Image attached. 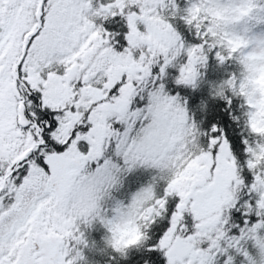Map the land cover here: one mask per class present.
I'll use <instances>...</instances> for the list:
<instances>
[{
    "label": "snow or ice",
    "instance_id": "1",
    "mask_svg": "<svg viewBox=\"0 0 264 264\" xmlns=\"http://www.w3.org/2000/svg\"><path fill=\"white\" fill-rule=\"evenodd\" d=\"M246 3L0 0V264H264V155L252 151L264 142L252 127L264 110V33L241 37L226 22L248 42L229 54L198 23ZM240 61L247 72L234 70ZM178 152L181 170L201 165L187 196L175 179L139 177L141 161ZM88 172L125 193L100 220L106 248L72 211ZM147 194L141 235L124 243Z\"/></svg>",
    "mask_w": 264,
    "mask_h": 264
},
{
    "label": "trees",
    "instance_id": "2",
    "mask_svg": "<svg viewBox=\"0 0 264 264\" xmlns=\"http://www.w3.org/2000/svg\"><path fill=\"white\" fill-rule=\"evenodd\" d=\"M260 7H264V5L260 4L258 0H247L244 9L235 17L230 15V10L228 8H215V10L209 12L207 16H201L198 23L203 24L204 20L207 19L209 21V30L212 31V35L217 38L216 42H223L225 48H230L231 52L229 54L236 52L238 55V49L242 45L247 47L248 42L246 39L233 41L227 35L229 29L225 27V23H232L233 28L231 30L239 33L241 37L258 36L264 33V15L254 12L253 10ZM193 18L196 17L194 16ZM157 19H159V17ZM233 67L234 66L229 65V70H233ZM249 68L250 65L248 63L240 61V64L236 66L234 70L237 72H247ZM257 82L262 88H264V75H261ZM259 115L261 118L260 121L254 123L252 127L256 133L264 135V110H261ZM140 136L141 133L138 132L137 137L140 138ZM190 143L191 141L185 140L180 147L187 151L185 145ZM252 151L258 158L264 155V142L257 143ZM182 155L183 153L178 152L174 158L163 162H155L153 164H149L146 160L141 161V163L148 167V171H141L138 175L142 180L147 181L151 179L156 184H160L166 180L175 179L178 182V187L182 194L186 196V190L189 188L188 186L183 188L181 184L186 175L188 176V179H194L196 162L192 161L191 163H188L187 167H184L183 170H181L182 165H184L185 160L187 159V157L181 159ZM187 181L189 182L191 180ZM79 186L82 195L73 202L72 211L77 216L81 213L88 215L90 222L85 226L84 230L90 231L95 228L97 231H101L103 239L99 242L98 247L106 248L104 241H111L112 238L108 231L103 230L100 220L103 219L107 221L112 214L110 210L116 206L117 201H122L124 199L125 193L120 189L118 181L106 183L98 180L93 172H88L82 175L79 181ZM150 200L151 194L140 195L132 205L133 212L139 214L134 215L130 221L133 235L130 236L127 241H124V243H132L136 239H139L141 235L139 232L141 224L137 223V221L142 220L147 213V209L151 207ZM142 208L144 211H140ZM103 227H107V225L105 224ZM222 234L223 233H221V235ZM209 239L212 238L209 237Z\"/></svg>",
    "mask_w": 264,
    "mask_h": 264
},
{
    "label": "rangeland",
    "instance_id": "3",
    "mask_svg": "<svg viewBox=\"0 0 264 264\" xmlns=\"http://www.w3.org/2000/svg\"><path fill=\"white\" fill-rule=\"evenodd\" d=\"M259 36V35H258ZM88 51L89 52H91V51H94V49H88ZM103 53H101L100 54V56L97 58V60H98V62L99 63H101V64H103ZM113 67L114 66H109V68H108V71L109 72H111V71H113ZM15 141H13V146L15 145ZM201 167V165H198L197 163H196V165H195V169H194V179H188V176L186 175V177H184L185 179H184V181H182V184H181V186L183 187V188H185V187H187L188 186V190H190L191 189V183L192 182H195L199 177H198V174H197V169H199ZM187 180H191V181H187ZM186 196H187V191H186ZM216 218H218V216L216 217ZM49 233H50V231H49ZM54 233H52V235H53ZM47 238V237H46Z\"/></svg>",
    "mask_w": 264,
    "mask_h": 264
},
{
    "label": "flooded vegetation",
    "instance_id": "4",
    "mask_svg": "<svg viewBox=\"0 0 264 264\" xmlns=\"http://www.w3.org/2000/svg\"><path fill=\"white\" fill-rule=\"evenodd\" d=\"M5 147H6V148L8 147V144H7V143L5 144ZM49 231H50L49 235H52L51 230H49Z\"/></svg>",
    "mask_w": 264,
    "mask_h": 264
}]
</instances>
